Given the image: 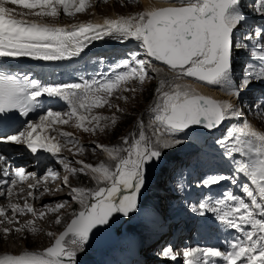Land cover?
Masks as SVG:
<instances>
[{
    "label": "snow or ice",
    "instance_id": "1",
    "mask_svg": "<svg viewBox=\"0 0 264 264\" xmlns=\"http://www.w3.org/2000/svg\"><path fill=\"white\" fill-rule=\"evenodd\" d=\"M107 3V0H103ZM135 2V0H129ZM163 4L167 6H156ZM30 10L37 20L18 17L26 15L16 8ZM253 11L264 21V0H253ZM91 7L87 0H0V58H28L33 61H68L80 57L85 49L98 41L111 39L121 44L137 42L138 48L128 57L118 60L107 79L81 78L74 82H42L28 73L15 70L13 63L0 61V196L13 195V187L28 177L41 178L28 172L27 165L16 164L3 146L24 145L35 157L34 165L43 161L42 150L63 166L68 175L63 177L69 196L80 208L70 214V222L55 235L51 246L43 251H22L18 255H0V264H77L96 231L106 229L118 216L125 218L137 211L139 196L150 180V167L160 164L164 155L185 143L186 138L204 134L202 130H218L226 121L244 115L242 93L254 82H264V63L257 70L249 62L237 84L233 79L234 58L239 50L250 51L251 57L264 62V23L248 24L242 0H155V4L136 15L105 19L103 23H80L62 27L44 22L45 18L73 17ZM248 31H242L245 26ZM251 44V48H249ZM167 71L172 75L166 77ZM159 78L155 88V102L149 108L148 125L137 121L139 133H129L112 146L95 144L107 154L108 162L98 165L76 160L71 166L59 153L64 144H78L69 132L56 125L72 121L78 129L95 134L104 132L117 123V118L101 117L92 110L105 104L115 91H132L131 81L143 85L146 80ZM189 78L191 80L189 81ZM125 85V87H121ZM193 85L218 88L225 95L235 97L236 103L217 100L196 91ZM47 98V99H43ZM127 99L126 97H120ZM63 101L67 109H45L46 104ZM248 109L264 115V95ZM39 110L38 120L27 119ZM117 111H120L117 108ZM21 118H24L21 120ZM103 121V124H101ZM20 128H15L16 124ZM15 129V130H13ZM151 131V135L147 134ZM56 133L50 135L47 133ZM230 159V174L210 173L196 182V188H211L224 181L239 186L245 198L225 191L221 196L205 195L198 204L189 202V209L200 217L218 221L226 229L234 230L238 237L226 241L227 248L188 247L183 249V264H264V132L257 131L244 120L227 129L216 141ZM71 151V149H69ZM83 153V147L78 149ZM200 161H194L199 164ZM90 175L93 187H72L69 175ZM58 173L47 167L43 180L55 179ZM244 179L243 184L240 183ZM183 191L184 185L178 182ZM47 187L44 192H48ZM29 197L33 192L28 193ZM69 204L65 199L44 205L50 213H59ZM12 219H7L0 208V223H19L17 214L31 213L43 219L46 213L37 211L27 201L23 207L10 204ZM64 218L56 215L55 224ZM202 226L211 227L208 220ZM15 232L27 230L35 234L34 220L16 227ZM10 230L4 228L5 235ZM178 253L171 247L162 250V256L177 261Z\"/></svg>",
    "mask_w": 264,
    "mask_h": 264
},
{
    "label": "rangeland",
    "instance_id": "2",
    "mask_svg": "<svg viewBox=\"0 0 264 264\" xmlns=\"http://www.w3.org/2000/svg\"><path fill=\"white\" fill-rule=\"evenodd\" d=\"M142 0H135V2H129V1H123V0H109L107 3H102L101 5H98L95 9L96 14L102 15V16H108L109 14H115L118 17L121 16H127L128 15H136L140 11H143L142 7ZM155 2V0H152ZM243 4L247 3V0H243ZM115 11V12H114ZM18 12H20V9H18ZM120 12V13H119ZM62 16V14H61ZM28 17V16H27ZM63 19V17H60L59 19H52V18H45L44 20H49L52 22L59 21ZM129 54V53H128ZM128 54L126 56L128 57ZM118 59L113 60L111 62L112 65L115 66ZM102 60L99 58L93 59L90 63V67L93 69H98L99 65L102 64ZM237 63V62H234ZM104 68H109L110 63L105 61L103 62ZM166 77H171L170 73L165 71L163 73ZM159 84V78L152 79V80H146L143 85H140L136 81H132L130 84L126 85L129 88L135 87L137 91H117L113 93L114 95L110 100L109 103L112 105V107L107 106L99 111L96 112L95 115L101 116V117H113L115 116L117 118V123L115 126L110 127L106 129L104 132H100L99 130L96 131L95 134H92L91 132H84L82 129H78L75 127L74 123H68L65 125L66 129H69L72 131V136H76L80 138V142H78L77 145H69L67 148L64 149L65 155L67 156L70 153H73L76 151L75 154L76 158L69 157V162H71V166L73 167H79L77 164H75V161L81 160L84 161V163L91 164L93 166L98 165L99 162H108L107 154L103 153L100 149H96L93 151L95 144H103L106 146H112L115 144H118L121 142V138L128 135L129 133H139V128H137V121L143 120V123L147 126L149 122L150 112L149 108L152 106L155 102V88ZM125 87L122 86V88ZM215 89V87H214ZM216 91H218L221 95H225L223 92H221L218 88H216ZM227 96V95H225ZM120 97H126L127 99H121ZM233 100V97L231 98ZM236 103V102H235ZM117 108L120 109V111H117ZM244 114L245 116H250V119H258L259 123H261L260 126H256L260 131L264 132V124L263 120L257 115H249L247 114L246 108H244ZM101 124H103V121H101ZM252 124V123H251ZM255 126V125H254ZM147 134L150 136L151 131H148ZM188 143V142H187ZM189 144V143H188ZM185 144L179 145V147H183ZM80 147H83L84 151L81 153L78 151ZM71 149V151H69ZM156 165H153L150 167V174L155 172ZM65 175H68V173L65 172ZM63 182V180H62ZM69 183L72 187H93L94 183L90 179V175H85L83 173H77L75 176L69 175ZM158 185L161 186V182H158ZM65 189V188H64ZM63 189V190H64ZM69 191L65 192L62 198H59L56 202L62 201V200H69V204L64 208L61 209L59 213H47L44 211V205H48V202L51 200H56L58 198V194L54 193H44L43 195H40V200L37 202L32 201V206L39 208L37 213L39 211H44L46 215L43 219H35L33 215H16L18 217L17 221L19 223H13L8 224L6 221L4 223H0V255L4 254H12V255H18L22 251H42V248L47 246L53 237H49L47 235L48 232H53L56 234L69 220L70 214L73 211H78L80 208V205L76 201H72L71 197L69 196ZM152 201V199L150 200ZM28 202V201H27ZM0 208H4L6 212H9L11 217H7V219H12V212L11 210H7L5 204L1 205ZM143 208H139V212H141ZM28 215V216H27ZM56 215H60L64 218L63 224L57 225L55 224V217ZM135 219H138V216H136ZM0 220H5V218L0 217ZM34 220V226L38 229V231L33 234L31 232H28L27 230L21 231L19 233L15 232L16 227H20L21 225H26L27 221ZM4 228H8L10 231L7 235L3 232ZM25 246V247H24ZM174 247L180 246L177 243L173 244ZM12 248L14 251H11ZM9 249V250H8ZM22 250V251H21ZM84 255L83 252H80L78 254V257H82ZM100 252L97 254V258L99 257ZM109 258H111V254H109ZM98 264V263H97ZM148 264H153L152 261H149Z\"/></svg>",
    "mask_w": 264,
    "mask_h": 264
},
{
    "label": "bare ground",
    "instance_id": "3",
    "mask_svg": "<svg viewBox=\"0 0 264 264\" xmlns=\"http://www.w3.org/2000/svg\"><path fill=\"white\" fill-rule=\"evenodd\" d=\"M141 3H142V7H143V10H145L147 7H149V6H152L153 4H155V2L154 1H152V0H142L141 1ZM156 6H165V5H163V4H156ZM115 12V11H114ZM120 13V12H119ZM127 16H131V15H128L127 14ZM126 16V17H127ZM125 17V16H124ZM19 18H23V19H30L29 17H27V16H22V17H19ZM119 17L118 16H116L115 14H112V12H111V14H109L108 16H102V15H99V14H96L95 16H94V20H95V23H103V21L105 20V19H118ZM33 19H35V18H33ZM107 41H110L111 39H106ZM112 41V40H111ZM103 45H108L107 44V42L106 43H102V44H100V45H96V46H94V47H96V48H100V47H102ZM170 73V72H169ZM170 75H172L171 73H170ZM190 81V80H189ZM195 88H196V91L197 92H199L200 94H202V95H205V96H209V97H212V98H214V99H217V100H229V101H231L232 103H234L235 104V102H236V99H235V97H233V100H231V96H225V95H221L218 91H216V88L214 89V87H201V86H199V85H193ZM215 135H216V137H220V136H224L225 134H226V130L223 128V126L221 127V130L218 132V133H214ZM197 137H202L201 135H198V136H193V137H189L188 138V140H187V142L190 144V143H194L195 142V139L197 138ZM84 162V161H83ZM100 163V162H99ZM48 165H51V163H49ZM55 168H58V166L56 165L55 166ZM57 170V169H56ZM57 172H59V170H57ZM38 174V176L41 178V183L39 184V185H37V187L36 188H33V194L35 193V194H38L40 191H41V187H49V188H51V189H54L56 192H59V191H61L62 189L60 188V187H58L57 186V181L58 180H55L54 182H52V183H49L50 182V179L51 178H48L47 179V181H44L43 180V177H44V171H42V172H40V173H37ZM63 180V179H62ZM61 180V181H62ZM31 181V184L32 185H35L36 184V180L35 179H31L30 180ZM60 185H61V183H60ZM25 194H26V191H24L23 193H17L16 194V197H17V199H16V201H14L13 199L11 200V201H8V202H10V204H12L13 202L15 203V204H18V205H20L21 207H23V203H22V199H21V197H24L25 196ZM58 198L56 199V200H51V201H49L48 202V205H54V203H56V201L59 199V198H62V196H61V194H59L58 193ZM4 203H5V200H2V201H0V206L1 205H4ZM27 203H29V204H32V201H30V200H28V202ZM36 208V210H39V208H37V207H34V209ZM44 211L45 212H47V213H49L48 211H47V208H44ZM12 212V211H11ZM12 214V213H11ZM26 214H28L29 216L30 215H32L31 213H26ZM27 215V216H28ZM18 217H15V219H17ZM117 225V224H116ZM116 225H115V221L113 222V223H111L110 224V226H108V228L112 231L110 234H109V236L111 237V238H113V236L114 235H116L117 234V232L116 231H114V229L116 228ZM114 228V229H113ZM61 230V229H60ZM56 234H57V232H56ZM55 234V235H56ZM229 234V233H228ZM53 238H54V236H53ZM52 238V239H53ZM221 239L222 240H224L225 241V247H223L222 249H226L227 248V244H226V241H230V240H233V239H228L225 235H223V234H221ZM25 247V246H24ZM115 246L113 245L112 246V248H114ZM111 248V249H112ZM9 250V249H8ZM11 251H14V249L12 248V250ZM22 251V250H21ZM104 251H106V250H104ZM222 261H219V263H221Z\"/></svg>",
    "mask_w": 264,
    "mask_h": 264
},
{
    "label": "water",
    "instance_id": "4",
    "mask_svg": "<svg viewBox=\"0 0 264 264\" xmlns=\"http://www.w3.org/2000/svg\"><path fill=\"white\" fill-rule=\"evenodd\" d=\"M165 6H167V5H165ZM190 79H191V78H190ZM202 131L208 132V130H202ZM123 219H124L123 216H121V217L118 216V217L115 219V225L117 224L116 222H122ZM67 222H70V218H69V220H68ZM67 222H66V223H67ZM66 223H65V225H66ZM65 225H64V226H65ZM64 226L61 228V230H59V231L57 232L56 235H59V233L62 232V231L64 230ZM113 229H114V228H113ZM114 231H116L117 234L114 235L113 238H111V237L109 236V234H110L112 231H111L108 227H107L106 229H101V230H99V231H96L95 235L91 238V242L93 243V245H94L95 247L105 248L106 246H111L112 242H113L114 240H116L117 236L119 235L120 224H117V225H116V228L114 229ZM54 239H55V236H54V238L51 240V242H50L47 246H45V247L42 249V251H43L45 248L51 246V244L54 242Z\"/></svg>",
    "mask_w": 264,
    "mask_h": 264
}]
</instances>
